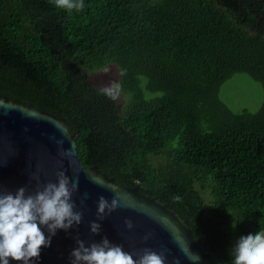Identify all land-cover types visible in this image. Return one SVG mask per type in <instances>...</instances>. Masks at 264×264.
Returning a JSON list of instances; mask_svg holds the SVG:
<instances>
[{
  "label": "trees",
  "instance_id": "16d2710c",
  "mask_svg": "<svg viewBox=\"0 0 264 264\" xmlns=\"http://www.w3.org/2000/svg\"><path fill=\"white\" fill-rule=\"evenodd\" d=\"M84 5L0 0V94L65 118L85 169L139 184L184 219L206 264H231L238 239L264 230V100L235 112L220 89L245 74L264 91V0ZM105 66L127 69L116 82L131 100L99 93L90 76Z\"/></svg>",
  "mask_w": 264,
  "mask_h": 264
},
{
  "label": "water",
  "instance_id": "95a60500",
  "mask_svg": "<svg viewBox=\"0 0 264 264\" xmlns=\"http://www.w3.org/2000/svg\"><path fill=\"white\" fill-rule=\"evenodd\" d=\"M77 137L78 132L65 118L0 94V191L15 194L17 189L25 187L27 193H34L37 181L31 179L33 175L39 176L42 188L49 182L56 183L59 171H64L70 181L77 178L79 181L72 200L75 210L83 213L81 224L68 232L58 230L50 246L42 248L36 264H70V253L76 247L77 238L88 246L105 236L111 243L122 245L126 252L138 253L144 248L162 251L166 264H206L205 248L197 243L192 229L175 211L156 197L140 193L139 184L126 187L97 166L85 169L78 158ZM61 150L69 155H61ZM117 194L122 206L103 221L98 220V198L103 196L111 201ZM126 219L133 223L131 230L124 225ZM94 221L101 225L99 235L90 233L89 225ZM44 231L47 236V230ZM148 233L152 237L144 241ZM10 264L19 262L10 261Z\"/></svg>",
  "mask_w": 264,
  "mask_h": 264
},
{
  "label": "clouds",
  "instance_id": "9594fccd",
  "mask_svg": "<svg viewBox=\"0 0 264 264\" xmlns=\"http://www.w3.org/2000/svg\"><path fill=\"white\" fill-rule=\"evenodd\" d=\"M54 6L68 12L82 11L85 7L84 0H54ZM110 70L108 66L99 69L104 74ZM118 75H127V69H118ZM137 79L141 81L139 86L144 91V98L152 99L153 94L146 90L148 78L140 75ZM99 93L111 101H117L122 95L126 100H131L134 95L132 92L124 93L122 81H110L99 89ZM154 95L162 98L165 93L161 91ZM60 153L69 155L63 150ZM56 177V183L49 182L41 188L39 176L33 175L31 179L37 181L34 193H27L25 187L17 189L15 194L0 191V264H10V261L36 264L42 248L50 246L51 238L58 230L68 232L74 225L81 224L83 213L75 210L76 204L72 200L73 194L78 191V178L70 181L64 171L57 172ZM109 188L115 193L114 188ZM173 199L176 202L182 201L179 195ZM121 206L118 194L111 201L100 196L97 200V219L103 221ZM123 206L134 207L130 204ZM124 225L128 230L133 228L130 219H126ZM235 226L233 223L232 227ZM89 227L92 235H99L100 223L91 222ZM44 229L47 230V236ZM151 237L152 234L148 233L143 240L147 241ZM231 253V264H264V230L241 236ZM195 258L199 259L197 255ZM166 259L164 252L158 253L150 248H144L138 253L126 252L122 245L111 243L106 236L88 246L77 238L76 247L70 253V264H166Z\"/></svg>",
  "mask_w": 264,
  "mask_h": 264
},
{
  "label": "rangeland",
  "instance_id": "374dc122",
  "mask_svg": "<svg viewBox=\"0 0 264 264\" xmlns=\"http://www.w3.org/2000/svg\"><path fill=\"white\" fill-rule=\"evenodd\" d=\"M111 70L104 74L97 72L90 76V81L98 87L107 85L110 81L117 80V70ZM220 97L235 112L247 109L256 111L264 100V91L261 85L253 81L245 74H236L220 89Z\"/></svg>",
  "mask_w": 264,
  "mask_h": 264
},
{
  "label": "flooded vegetation",
  "instance_id": "af4514ba",
  "mask_svg": "<svg viewBox=\"0 0 264 264\" xmlns=\"http://www.w3.org/2000/svg\"><path fill=\"white\" fill-rule=\"evenodd\" d=\"M101 72V71H100ZM101 88V87H100Z\"/></svg>",
  "mask_w": 264,
  "mask_h": 264
}]
</instances>
